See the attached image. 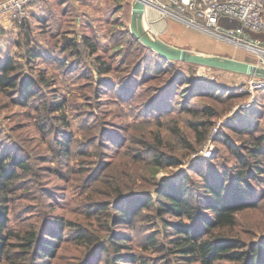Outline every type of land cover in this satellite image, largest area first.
<instances>
[{
  "label": "rangeland",
  "instance_id": "obj_1",
  "mask_svg": "<svg viewBox=\"0 0 264 264\" xmlns=\"http://www.w3.org/2000/svg\"><path fill=\"white\" fill-rule=\"evenodd\" d=\"M132 1L34 0L24 26L11 20L0 27V60L13 56L21 70L37 78L32 86L37 96L28 104L14 90L0 93V152L21 157L31 166L30 171L20 170L17 189L11 193L10 230L18 234L40 225L50 228L57 215L63 216L70 226L61 229L60 248L49 264H103L112 236L121 239L130 232V250L141 261L125 264H203L171 255L167 249L171 242L164 239L170 234L150 210L135 220L134 229L121 220L108 231L105 222L118 217L132 200L117 198L116 190L156 197L161 180L178 183L189 174V188L202 191L197 170H210L209 176L219 178L236 162L224 139L240 144L247 137L230 127L237 123L238 110L257 109L251 124L257 134L264 132L263 76L160 61L129 34ZM162 4L172 7L169 0H150L149 7L155 14L152 23L160 27L159 36L169 44L258 63L254 51L190 23L191 19L203 23L196 12L180 13L183 20L164 12ZM171 21L173 25H168ZM219 24L236 29L238 21L224 15ZM85 37L97 44V53L89 57L72 54L74 43L89 49ZM241 39L264 44V31H244ZM66 42L71 44L64 50ZM32 48L41 55L31 56ZM106 65L110 70L101 77L97 66ZM252 80L260 85L251 87ZM48 97L65 105L51 109ZM158 137L163 139L164 150L180 156V164L154 167L145 143L158 144ZM60 139L68 140L67 152ZM252 183L256 185L255 180ZM256 191L259 206L238 213L235 227L247 241L264 238V186H257ZM103 198H110L112 208L88 213L95 205L92 201ZM205 212L211 215L210 210ZM166 218L177 220L171 215ZM80 226L95 241L90 247L77 239ZM149 234L162 242L160 249L147 243ZM21 254V248L14 247L11 255L16 264L25 261Z\"/></svg>",
  "mask_w": 264,
  "mask_h": 264
},
{
  "label": "trees",
  "instance_id": "obj_2",
  "mask_svg": "<svg viewBox=\"0 0 264 264\" xmlns=\"http://www.w3.org/2000/svg\"><path fill=\"white\" fill-rule=\"evenodd\" d=\"M24 23L19 26H24ZM129 34L135 43L139 44V47L152 51L160 61L169 64L174 62L164 59L142 44L130 29ZM85 40L89 49L79 48L81 44L74 43L75 46L70 49L71 53H79L80 56L84 54L88 57L97 53V44H92L86 37ZM70 44V42L64 43V50ZM30 55L36 58L41 55V51L32 48ZM65 62H62L64 67H66ZM97 68L101 77L102 74L110 70L109 65L97 66ZM102 80L104 78H101ZM36 82L37 78L33 74H26L24 70H21L19 62L13 56H6L0 60V93L14 90L22 101L28 104L31 99L37 96L32 87ZM102 83L104 82H100V84ZM64 105L65 101L53 99V97L47 98V106L51 109H60ZM255 112H258L255 108H241L237 111V123L230 127L235 132L247 135L240 144L223 138L236 159L231 170L219 178L209 176L210 170L206 172L197 170L202 176V191L198 190L197 192L189 188V174H184L178 183H174L172 180H161L162 187L156 197L151 194L143 198L136 194H129V196L124 191L117 189L115 194L117 198L128 196V198L132 197V200L130 199L127 207L120 209L118 217H112L105 222L108 231L112 227L111 225L117 226L121 220L134 229L136 227L135 220L143 216L145 210H150L156 219L162 221L166 233L170 234L164 239L171 242V246L167 249L177 259H186L189 262L199 260L203 264H214L217 261H224L223 264H264V238L247 241L235 232L239 221L238 213L259 206V198H255L256 189L257 186H264V132L257 134L256 127L251 124V120L254 121ZM175 131L179 135L181 134V141L188 142L180 130L175 129ZM158 141V144L145 143V152L151 154V162L154 167L158 169L164 164L173 166L180 164V156L164 150L160 145L163 141L162 138L158 137ZM58 142L63 145L66 152L70 149L67 139H60ZM30 169L29 163L21 157L0 152V263L10 261L16 264V259L13 258L11 252L14 247L19 246L24 253L21 254L25 260L23 264H49L57 256L60 248L61 229L70 226L63 216L57 215L55 225L50 228L40 225L18 234H14L10 230L11 193L17 189L15 183L21 177L20 170L27 172ZM194 169L196 170V168ZM253 180L256 185L252 183ZM109 199L93 200L95 205L87 209L88 213L97 214L100 211L110 210L112 206ZM94 207L96 209H93ZM205 209L210 210L211 215H207ZM166 215L176 217L177 220L166 218ZM79 229L82 231L77 234L78 241L90 247L95 242L93 237L87 235L88 231L85 230V227L80 226ZM130 233L121 235V239L112 236L109 240L111 251L107 252L103 264L141 261V256L130 250L132 249L130 243L133 241ZM14 237L17 242H14ZM147 243L155 249L162 247V242L155 234L147 236ZM102 248L103 251L108 249V243L104 244Z\"/></svg>",
  "mask_w": 264,
  "mask_h": 264
},
{
  "label": "built area",
  "instance_id": "obj_3",
  "mask_svg": "<svg viewBox=\"0 0 264 264\" xmlns=\"http://www.w3.org/2000/svg\"><path fill=\"white\" fill-rule=\"evenodd\" d=\"M33 1L0 0V26H4L11 20L16 25L23 24L28 18ZM169 4L172 7L162 4L160 8L183 20L180 13L196 12L202 18L203 23L197 24L193 19L190 23L220 39L254 51L259 58L257 64L264 67V44L241 39L244 31H264V0H191L189 3L183 0H169ZM224 15L231 20H237L240 27L223 28L219 24V18ZM258 85H260L259 82L251 81V87ZM249 105L250 103L246 104V106Z\"/></svg>",
  "mask_w": 264,
  "mask_h": 264
},
{
  "label": "water",
  "instance_id": "obj_4",
  "mask_svg": "<svg viewBox=\"0 0 264 264\" xmlns=\"http://www.w3.org/2000/svg\"><path fill=\"white\" fill-rule=\"evenodd\" d=\"M189 3L191 0H183ZM150 0H133L130 31L145 46L149 47L166 60L195 63L202 66L228 70L231 72L258 75L264 77V67L234 57L219 54L192 52L186 48L169 44L151 27L146 18ZM240 27L238 23L237 27Z\"/></svg>",
  "mask_w": 264,
  "mask_h": 264
},
{
  "label": "crops",
  "instance_id": "obj_5",
  "mask_svg": "<svg viewBox=\"0 0 264 264\" xmlns=\"http://www.w3.org/2000/svg\"><path fill=\"white\" fill-rule=\"evenodd\" d=\"M149 6H151V5L149 4ZM149 6L147 8L146 18H147L148 22L150 23L151 27L153 28V30L159 35L160 27H158V26H156V24L152 23L153 19H155V14L152 12L151 7H149ZM170 24L173 25V22L171 21V22L168 23V25H170Z\"/></svg>",
  "mask_w": 264,
  "mask_h": 264
},
{
  "label": "bare ground",
  "instance_id": "obj_6",
  "mask_svg": "<svg viewBox=\"0 0 264 264\" xmlns=\"http://www.w3.org/2000/svg\"><path fill=\"white\" fill-rule=\"evenodd\" d=\"M151 5H153V6H155L156 8H157V6L155 5V4H151ZM164 11V10H163Z\"/></svg>",
  "mask_w": 264,
  "mask_h": 264
}]
</instances>
